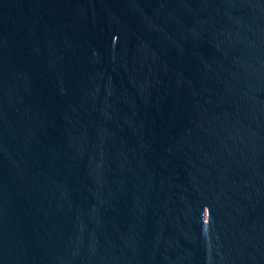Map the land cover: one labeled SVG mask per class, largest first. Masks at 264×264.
<instances>
[{"label":"water","instance_id":"obj_1","mask_svg":"<svg viewBox=\"0 0 264 264\" xmlns=\"http://www.w3.org/2000/svg\"><path fill=\"white\" fill-rule=\"evenodd\" d=\"M0 264H264V0H0Z\"/></svg>","mask_w":264,"mask_h":264}]
</instances>
